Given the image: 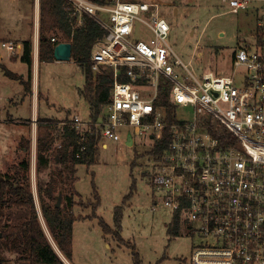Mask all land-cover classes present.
<instances>
[{
    "label": "built area",
    "instance_id": "2783aa9c",
    "mask_svg": "<svg viewBox=\"0 0 264 264\" xmlns=\"http://www.w3.org/2000/svg\"><path fill=\"white\" fill-rule=\"evenodd\" d=\"M77 23L89 16L105 31L91 51L94 69L108 66L113 83L97 119L74 114L83 139L92 127L103 137L147 136L168 128L170 140L150 155L153 195L178 212L193 242L189 264H264V7L251 39L237 48L231 72H196L173 50L170 23L154 0H67ZM251 0H230L231 10ZM150 35H135L136 24ZM10 52L13 44L2 43ZM125 75L127 80L119 81ZM161 80L174 120L155 104ZM179 108L189 109L180 117ZM62 123V122H61ZM59 123V124H61ZM139 142V141H138ZM106 147V142L100 143ZM59 146V142H55Z\"/></svg>",
    "mask_w": 264,
    "mask_h": 264
},
{
    "label": "rangeland",
    "instance_id": "374dc122",
    "mask_svg": "<svg viewBox=\"0 0 264 264\" xmlns=\"http://www.w3.org/2000/svg\"><path fill=\"white\" fill-rule=\"evenodd\" d=\"M154 1L159 3L161 15L170 23L169 42L174 52L184 62L189 63L196 72L212 70L218 74L231 72V59L234 52L244 42L251 39L256 31L257 17L264 7V0H251L248 7L238 11L231 10L230 0ZM28 3L23 9L25 17L26 10L28 14L27 30L20 32L21 38L33 32L34 9L33 5L30 3L28 6ZM135 35L147 38L150 32L147 27L137 23ZM0 50H2L1 44ZM14 53L11 52L10 55ZM20 65L27 67L20 61L11 66L19 69ZM92 70L98 71L93 66ZM35 74L36 99L38 97L36 109L38 108L40 116L62 120L71 119L74 114H78L85 121L92 116L89 104L81 94L84 73L77 61L71 58L39 61ZM9 82L19 89L23 88L19 82L12 80ZM32 104L31 95L28 93L13 114L30 117ZM178 115L188 116L189 109L179 108ZM119 130L120 140L103 137L101 142L105 141L107 145L103 147L101 142L99 143L95 163L88 167L85 164L76 165L73 175L68 172L67 168H62L59 163L53 161L51 157L49 163L37 171L36 154H33L31 148L25 153L19 151L16 154H11L12 149L6 148L5 159L2 155L0 157V170L12 172L13 164L24 158L30 160V182L40 222L48 239L65 264H134L132 246L138 252L141 264L157 262L158 264H189L193 240L185 234L183 225L179 232L169 239L166 229L171 220V212L164 203L156 201L157 198L153 195L150 184V173L143 171L151 164V156L147 153L151 141L144 135L134 137V140H139L133 142L134 144H128L123 136L126 129L119 128ZM132 161H134L133 166L130 165ZM57 168H62L66 175L65 182L59 188L61 190L60 206L65 204V197L71 194L76 202L72 207L74 214L83 217L91 216L92 208L88 201H95L94 189L99 197L95 209L97 216L77 219L73 223L71 262L55 245L40 214L36 193V182L44 183L49 179L51 171ZM73 176L72 191L70 186ZM132 181H134L133 193L123 202L124 196L130 192ZM74 190L77 193H74ZM117 205L123 206L120 229L122 240L118 239L114 233L104 234L98 223L99 217L103 218L114 232L113 212ZM1 214L0 230L5 222H17L26 216L27 212L25 208L4 206ZM7 251L10 252L11 257H7L6 264L21 262L15 250H9L5 246L0 247V253L9 256Z\"/></svg>",
    "mask_w": 264,
    "mask_h": 264
},
{
    "label": "trees",
    "instance_id": "16d2710c",
    "mask_svg": "<svg viewBox=\"0 0 264 264\" xmlns=\"http://www.w3.org/2000/svg\"><path fill=\"white\" fill-rule=\"evenodd\" d=\"M101 1V0H94ZM105 31L89 16H82V23H77L76 16L71 15L70 5L67 0H39V45L38 59L52 60L54 43L52 38L59 41H67L71 44V58L77 61L84 73V84L81 94L88 102L91 112V119H97L104 104L108 101L110 89L113 83V71L108 66H102L97 72L92 70L91 51L94 44L101 39ZM22 50L18 55L19 59L26 63L27 73L23 78L20 74L14 73L4 66L1 67L4 75L11 79L19 80L26 92L31 91L32 77V41L24 39L21 41ZM56 44V43H55ZM119 81L127 80L125 75L118 76ZM169 82L161 80L159 84V95L155 104H162L167 110V121L174 120V106L167 100ZM85 133L81 139L79 132L69 119L61 124L54 119H39L37 122L36 138V170L47 165L50 157L61 167L68 169L70 174H74L76 165L85 164L87 167L95 163L99 150V134L95 128ZM170 140L168 128L162 130V136L156 140L147 150L150 155L161 153ZM59 146H55V142ZM19 147L26 151L30 149V141L21 138ZM135 152V157H136ZM134 165V161L130 163ZM62 168L51 171L49 179L44 183L36 182V193L40 214L45 225L59 251L63 256L71 261L73 251V223L77 219L97 216L95 209L99 202V197L94 189L95 201H88L91 204V216L75 215L72 207L76 204L71 194L65 197L63 206L55 207L56 193L60 185L65 182L66 175ZM73 180L71 190L73 191ZM134 181L130 185V192L123 198L125 202L133 193ZM74 193H77L74 190ZM4 206H15L25 208L26 216L17 222L7 221L0 230V247L5 246L9 250H15L19 255V264H65L58 255L50 240L48 239L42 223L35 201L34 192L30 182V160L21 159L12 165V172H2L0 170V217ZM122 205L114 207L113 218L115 227L112 228L99 217L98 223L102 227L104 234L114 233L122 240L120 235ZM8 220H11L8 218ZM181 218L178 212L173 214L167 225L169 239L179 232ZM134 264H141V259L135 247H131ZM163 259V257L161 258ZM3 260L0 255V264ZM155 264H158L155 263Z\"/></svg>",
    "mask_w": 264,
    "mask_h": 264
},
{
    "label": "crops",
    "instance_id": "0c3cea01",
    "mask_svg": "<svg viewBox=\"0 0 264 264\" xmlns=\"http://www.w3.org/2000/svg\"><path fill=\"white\" fill-rule=\"evenodd\" d=\"M27 3L28 0H0V35L2 34V36H0V44L2 47V50H0V157L2 155V158L4 157V159L6 156V148L12 149L11 154H16L19 151H21L22 153L26 152V150H24L23 148H19V142L21 138H26L30 141V148L33 154H36L37 122L39 119H54L59 121V123L63 122L66 119H69L64 118L60 120L54 117L40 116L38 114V108L36 109V100L38 99V97L36 99L35 69L37 62L40 61L38 59L39 0H30V3L33 5L34 9L33 32L30 33L27 37L21 38L20 32H24L27 30V10L26 17L23 12V9L26 7ZM30 3H28V6ZM24 39H30L32 41V77L30 92L25 91L23 84L19 80L7 77L1 70V67L4 66L10 71L20 74L23 78L26 77V70L28 69L27 67L24 68L22 65H20L19 69H14L13 66H11L14 65L17 61L22 62L19 59L18 55L21 53V41ZM57 41H59L57 38H52V42L54 43V45L55 43H58ZM2 43L13 44V46L15 47V50L13 51L15 52L14 55L11 56V52L6 49L2 45ZM9 80H12L13 82H19L23 86V88L19 89V87L9 82ZM72 86L73 85H71V87ZM28 93L31 95V99L33 102L30 117L26 118L24 116L14 115L13 113L18 110L20 102L23 103L26 94ZM19 94L20 96H18ZM7 253L8 255L10 254L9 251H7ZM0 255L3 260L2 264H6V260L8 259L7 257H11V254L7 256L4 253H0Z\"/></svg>",
    "mask_w": 264,
    "mask_h": 264
},
{
    "label": "water",
    "instance_id": "95a60500",
    "mask_svg": "<svg viewBox=\"0 0 264 264\" xmlns=\"http://www.w3.org/2000/svg\"><path fill=\"white\" fill-rule=\"evenodd\" d=\"M53 56L55 59L58 60H68L71 58V44L67 41H61L54 45L53 47ZM128 144H132V141L130 140V135H128ZM60 200H61V190L58 191V194H56V200L54 203L55 207L60 206Z\"/></svg>",
    "mask_w": 264,
    "mask_h": 264
}]
</instances>
